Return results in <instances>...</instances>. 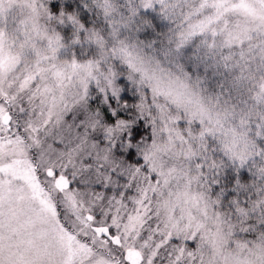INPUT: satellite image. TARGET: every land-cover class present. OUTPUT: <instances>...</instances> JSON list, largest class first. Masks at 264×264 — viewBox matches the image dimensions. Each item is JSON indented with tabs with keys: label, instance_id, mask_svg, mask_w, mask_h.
<instances>
[{
	"label": "snow or ice",
	"instance_id": "6c2138e0",
	"mask_svg": "<svg viewBox=\"0 0 264 264\" xmlns=\"http://www.w3.org/2000/svg\"><path fill=\"white\" fill-rule=\"evenodd\" d=\"M0 264H264V0H0Z\"/></svg>",
	"mask_w": 264,
	"mask_h": 264
}]
</instances>
